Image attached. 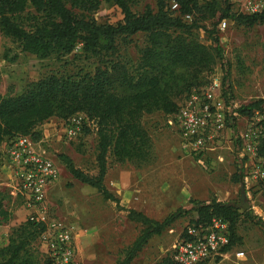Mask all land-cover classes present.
<instances>
[{"label": "trees", "instance_id": "1", "mask_svg": "<svg viewBox=\"0 0 264 264\" xmlns=\"http://www.w3.org/2000/svg\"><path fill=\"white\" fill-rule=\"evenodd\" d=\"M168 1L157 0L155 12L146 9L137 15L131 11L128 0H0V34L16 43L22 53L41 60L60 58L81 45L82 54L99 63L92 74L76 78L50 75L29 83L18 96L0 95V146L19 136L37 141V129L48 120L83 115L96 128L97 175L77 169L65 155L58 159L74 180L95 189L104 200L119 207L118 199L104 186L107 158L135 168L151 165L154 147L143 127V117L173 114L192 89L207 83L214 68L223 63V50L217 38V27L223 21L244 28L264 25V10L235 13L232 0H173L176 10H171ZM102 3L119 8L123 20L109 25L90 19ZM28 6L36 15L26 13ZM197 30L208 36L210 45L199 42ZM137 35L144 37L145 46L138 51L137 63L132 64L120 54V49L130 45ZM226 93L223 84V96L230 104ZM262 104L257 102L235 112L248 116ZM232 120L228 118L226 126L235 131ZM259 154L264 159V142ZM241 179L236 174L233 182L237 184ZM7 198V193L0 191V226L11 220L5 207ZM190 204L196 213V220L190 225L206 226L214 218L229 224V250L234 243L238 211L231 204L216 200ZM183 214L180 209L162 221H153L128 210L127 219L139 224L141 231L116 264H131L152 237L160 236ZM244 214L264 229L261 220ZM43 231L42 225L27 220L19 225L8 244L0 248V264H40L32 244ZM43 264L50 262L46 259ZM156 264L179 263L174 256H166Z\"/></svg>", "mask_w": 264, "mask_h": 264}, {"label": "rangeland", "instance_id": "2", "mask_svg": "<svg viewBox=\"0 0 264 264\" xmlns=\"http://www.w3.org/2000/svg\"><path fill=\"white\" fill-rule=\"evenodd\" d=\"M156 1L128 0V4L133 13L140 15L146 9L155 12ZM168 5L172 8L173 0H169ZM231 5L233 12L241 14L264 10V0H232ZM26 13L36 15L30 6ZM90 19L97 24L116 25L123 20V15L115 5L102 3ZM195 33L199 42L211 44L202 30ZM217 38L223 50V63L214 68L209 78L222 79L229 103L235 110L257 102L264 104V25L244 28L225 20L217 27ZM144 46V37L137 35L132 37L130 45L120 49V54L135 64L139 59L138 51ZM98 65L82 54L81 45L70 55L41 60L22 53L16 43L0 34V95L4 97L18 96L29 83L50 75L76 78L92 74ZM66 122L56 118L48 120L37 129L39 139L34 143L35 149L59 169V179L47 195L49 216L71 230L81 264H116L123 259L124 251L141 231L139 224L127 219L128 210L142 213L153 221H162L183 210V217L160 236L152 237L131 264H156L166 256H174L175 242L196 220L190 201L209 203L212 200L231 204L240 215L230 253L244 252V264H264V229L254 225L244 214H252L264 223V180H245L249 167L245 169L237 155L238 144L231 128H226L215 151L206 157L203 168L195 159L181 154L179 137L166 126L163 114L144 116L142 124L154 147L153 163L135 168L107 158L104 186L118 199V207L104 200L95 189L74 180L59 161L58 156L65 155L84 173L92 176L98 173L95 126L87 122L78 135L70 139L65 132ZM244 125L243 120L236 123L237 132ZM3 149L0 150V191L7 193L9 175L4 171ZM236 174L242 176L237 184L233 182ZM5 207L11 220L0 226V248L8 244L14 229L27 220V213L18 202L7 198ZM32 249L38 262L43 264L47 258L46 246L40 238L32 244ZM234 261L231 257L209 264H234Z\"/></svg>", "mask_w": 264, "mask_h": 264}, {"label": "built area", "instance_id": "3", "mask_svg": "<svg viewBox=\"0 0 264 264\" xmlns=\"http://www.w3.org/2000/svg\"><path fill=\"white\" fill-rule=\"evenodd\" d=\"M176 9L177 5L173 4L171 10ZM165 117L166 126L179 137L181 154L195 159L203 168L206 157L215 151L226 130L228 118H233L234 125L243 120L244 128L237 132L235 127L234 137L238 144L237 155L243 167H249L245 180H264V159L259 154L264 142V104L250 115L240 116L225 101L222 79L213 76L205 85L192 89L178 103L177 111ZM87 122L80 114L69 118L65 129L67 137L75 138ZM3 160L9 175L8 197L20 204L28 222L44 227L39 238L46 246V259L50 264H81L71 230L49 216L47 195L59 179L57 165L37 151L28 136L16 137L5 144ZM229 246V224L214 218L206 226L189 225L174 244V258L179 264H209L231 257L238 264L245 259L242 251L231 254Z\"/></svg>", "mask_w": 264, "mask_h": 264}, {"label": "crops", "instance_id": "4", "mask_svg": "<svg viewBox=\"0 0 264 264\" xmlns=\"http://www.w3.org/2000/svg\"><path fill=\"white\" fill-rule=\"evenodd\" d=\"M4 144H2L1 146H0V150L1 149H3L4 148ZM6 170V168L4 167V171ZM4 171H2V172H4ZM246 256V255H245ZM246 261V257H245V259L243 260V261H239L238 262V264H244V262ZM237 262L236 261H234V264H236Z\"/></svg>", "mask_w": 264, "mask_h": 264}]
</instances>
